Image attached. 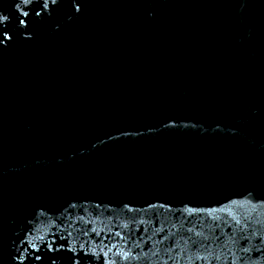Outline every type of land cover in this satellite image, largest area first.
<instances>
[{"label":"water","instance_id":"obj_1","mask_svg":"<svg viewBox=\"0 0 264 264\" xmlns=\"http://www.w3.org/2000/svg\"><path fill=\"white\" fill-rule=\"evenodd\" d=\"M17 3L0 264H264V0Z\"/></svg>","mask_w":264,"mask_h":264},{"label":"snow or ice","instance_id":"obj_2","mask_svg":"<svg viewBox=\"0 0 264 264\" xmlns=\"http://www.w3.org/2000/svg\"><path fill=\"white\" fill-rule=\"evenodd\" d=\"M55 2V0H53ZM33 3V0H19V3H17L16 7L19 8L21 5H24L26 7H29ZM44 7H47V0H45ZM23 16L27 17L29 15L28 11H25L22 13ZM7 20V17L0 14V46H4L6 42H11L13 39V36L10 35V29L5 26V21ZM19 23L23 25L25 23L24 20H20ZM52 248L49 246V251H51ZM37 260L40 259L39 256L35 257ZM54 264V262H53Z\"/></svg>","mask_w":264,"mask_h":264}]
</instances>
